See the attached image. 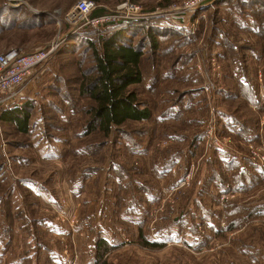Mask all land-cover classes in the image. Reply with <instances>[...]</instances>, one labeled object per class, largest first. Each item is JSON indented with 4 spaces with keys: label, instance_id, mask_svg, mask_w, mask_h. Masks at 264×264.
<instances>
[{
    "label": "rangeland",
    "instance_id": "obj_1",
    "mask_svg": "<svg viewBox=\"0 0 264 264\" xmlns=\"http://www.w3.org/2000/svg\"><path fill=\"white\" fill-rule=\"evenodd\" d=\"M79 1L0 0V53L56 47L38 88L0 110V264H264V0L183 19L185 0H132L125 27L166 33L136 85L152 117L107 136L85 131L80 87L116 26L67 23ZM21 106L24 129L3 118Z\"/></svg>",
    "mask_w": 264,
    "mask_h": 264
},
{
    "label": "trees",
    "instance_id": "obj_2",
    "mask_svg": "<svg viewBox=\"0 0 264 264\" xmlns=\"http://www.w3.org/2000/svg\"><path fill=\"white\" fill-rule=\"evenodd\" d=\"M144 30L120 27L107 36H100V46H93L91 57L94 74L91 76L85 72L80 87V93L91 100L86 111V132L101 131L107 136L129 121H144L152 117V110L140 98L136 85L144 80L142 63L147 45L151 50H157L160 38L166 33L165 30L151 27H147L146 32ZM136 35L141 37L135 39ZM29 108L21 106L5 111L3 118L16 121L24 129L30 117Z\"/></svg>",
    "mask_w": 264,
    "mask_h": 264
},
{
    "label": "built area",
    "instance_id": "obj_3",
    "mask_svg": "<svg viewBox=\"0 0 264 264\" xmlns=\"http://www.w3.org/2000/svg\"><path fill=\"white\" fill-rule=\"evenodd\" d=\"M207 1L185 0L182 6L180 4L175 6V9H179L183 14H179L178 18L183 19L186 15L197 11ZM96 7V2L93 0H80L67 13L66 22L74 26L84 24L99 28L116 26L117 29L135 21L141 13V7L132 0H126L119 5L115 13H97ZM55 50L54 45L49 49L31 52L14 47L0 53V110L20 103L27 93L38 88L45 79ZM260 157L264 160V154Z\"/></svg>",
    "mask_w": 264,
    "mask_h": 264
}]
</instances>
